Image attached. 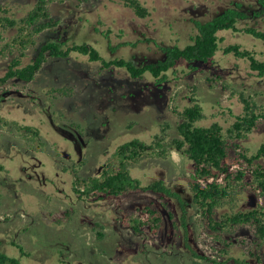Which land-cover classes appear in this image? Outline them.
Instances as JSON below:
<instances>
[{"label":"rangeland","instance_id":"1","mask_svg":"<svg viewBox=\"0 0 264 264\" xmlns=\"http://www.w3.org/2000/svg\"><path fill=\"white\" fill-rule=\"evenodd\" d=\"M32 1L0 0V4H7L20 16ZM142 1L150 12L144 18L114 0L54 1L50 10L59 20L58 25L55 31L42 32L37 46L63 31L64 37L74 34L77 42L92 43L108 58L158 55L156 43L183 46L190 41L196 32L192 19L206 20L235 1L254 0ZM258 21H264V14L248 22L260 26L263 22ZM245 25L240 23L238 27ZM221 35L224 42L213 62L194 63V69L187 63H177L161 83L148 75L133 79L120 69H100L99 64L80 55L49 59L31 81H8L0 89V250L18 257L23 264H192L177 200L141 190L82 200L70 189L72 166L82 162L78 167L80 175L97 174L100 164L119 143L135 137L150 141L165 122L171 127L170 136H175L179 119L174 108L190 105L192 96L203 106L205 118L200 123L205 125L213 121L229 125L234 114L241 112V91L264 103V77L253 75L247 61L222 51L226 44L238 42L264 58V44L243 32L228 30ZM106 37L112 46L146 38L150 41L134 47L120 46L111 53L106 48ZM26 52L24 61L35 54L32 47ZM11 57L0 56V75ZM62 86H72L74 94L49 93ZM16 124L29 126L31 131L19 130ZM263 140L264 120L242 145L254 151ZM193 168L186 155L172 149L165 159L149 158L135 164L131 174L144 184L163 179L179 192L186 203L187 243L214 257L221 244L205 229L192 202L189 189ZM259 204L264 205V198L248 195L239 206ZM146 205L163 214L158 234L150 233L148 228L135 234L125 223L128 215L140 213ZM67 209L69 217L64 215ZM57 217H63L62 221L57 222ZM100 229L104 233L101 239L97 235ZM230 238L234 245L229 254L239 256L253 235L241 228ZM242 238H246V244L238 242ZM13 242L27 254L21 256ZM202 264H206L204 260Z\"/></svg>","mask_w":264,"mask_h":264},{"label":"trees","instance_id":"2","mask_svg":"<svg viewBox=\"0 0 264 264\" xmlns=\"http://www.w3.org/2000/svg\"><path fill=\"white\" fill-rule=\"evenodd\" d=\"M54 1L56 0H33L29 3V9L20 16H16L7 4H0V56L12 55L5 72L0 75V89L12 79L31 81L49 59H67L71 55L83 56L88 62L99 64L103 70L120 69L133 79H142L148 75L155 82L161 83L177 63H187L189 68L194 69V63L213 62L224 42V36L221 35L224 31L243 32L264 44V21H261L262 24L258 21L260 26L256 23L250 25L248 22L250 19H259L264 14V0H254L235 1L206 20L192 19L196 32L190 36V41L183 46L156 43L155 52L158 55L132 54L108 58L92 43L85 40L77 42L73 38L74 34L64 37L63 31L62 34L47 37L37 46V37L44 31H55L58 25L59 20L51 15L50 10V4ZM114 1L130 8L140 18L150 13L142 0ZM240 23L246 25L239 28ZM103 34L107 36V33ZM106 38V48L111 53L120 46L134 47L137 43L150 41L146 38L112 46L109 38ZM31 47L35 54L28 61H24L23 58L27 57L26 51ZM222 51L224 54H231L236 60L247 61L253 75L264 77V58H258L254 50L242 47L238 42H230L223 46ZM221 85L228 88L227 84ZM51 92L61 96L74 94L72 86L56 87L49 90ZM239 96L241 112L234 114V120L227 126L219 121H213L209 125L201 124L205 118L203 106L192 96L190 105L180 110L174 108L179 119L175 125V136H170L171 127L165 122L152 135L150 141L135 137L119 143L106 162L100 164L97 174L82 176L78 172L82 162L73 165L74 176L70 189L82 200L121 196L136 190L158 192L172 197L182 209L179 221L183 228L185 245L193 259L192 264H202V260L206 264H264V205L245 208L239 206L240 201L248 195L264 198V140L258 143L254 151L242 145V141L248 139L264 120V103L242 91ZM229 111L231 113V109ZM75 126L78 127V124ZM16 128L31 131L29 126L21 127L16 124ZM33 134L37 135V132L34 130ZM172 149L186 155L194 164L189 191L201 223L214 241L221 244L214 257L201 253L187 243L186 203L181 194L169 187L163 179L144 184L141 179L131 174L135 164L149 158L165 159L169 157ZM162 204L167 209V205ZM169 214L172 218L171 211ZM64 215L69 217L68 209ZM62 219L63 217H57L56 221L61 222ZM162 221L163 214L160 209L146 205L140 209V213L128 215L125 223L135 234L143 233L145 228L152 234H158ZM96 226L102 229L100 224L96 223ZM241 228L251 231L253 238L248 243L246 238L238 239L240 244L247 243V247L239 256L230 255L229 251L234 242L229 237ZM101 229L97 231L100 239L104 236ZM13 245L18 248L21 256L27 254L21 245L14 242ZM212 248L215 249L213 246ZM220 256L222 258L219 260ZM0 264L23 263L18 257L0 250Z\"/></svg>","mask_w":264,"mask_h":264},{"label":"bare ground","instance_id":"3","mask_svg":"<svg viewBox=\"0 0 264 264\" xmlns=\"http://www.w3.org/2000/svg\"><path fill=\"white\" fill-rule=\"evenodd\" d=\"M57 1V0H56Z\"/></svg>","mask_w":264,"mask_h":264}]
</instances>
